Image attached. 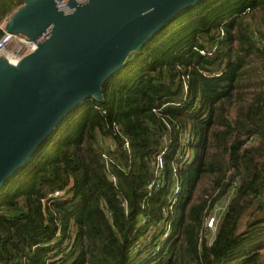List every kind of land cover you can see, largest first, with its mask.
<instances>
[{
	"label": "trees",
	"instance_id": "obj_1",
	"mask_svg": "<svg viewBox=\"0 0 264 264\" xmlns=\"http://www.w3.org/2000/svg\"><path fill=\"white\" fill-rule=\"evenodd\" d=\"M249 21L264 27V0H199L129 52L102 101L0 186V263L264 264V32Z\"/></svg>",
	"mask_w": 264,
	"mask_h": 264
},
{
	"label": "water",
	"instance_id": "obj_2",
	"mask_svg": "<svg viewBox=\"0 0 264 264\" xmlns=\"http://www.w3.org/2000/svg\"><path fill=\"white\" fill-rule=\"evenodd\" d=\"M20 1L22 20L5 29L39 43L0 71V186L77 105L102 101L129 52L199 0Z\"/></svg>",
	"mask_w": 264,
	"mask_h": 264
},
{
	"label": "built area",
	"instance_id": "obj_3",
	"mask_svg": "<svg viewBox=\"0 0 264 264\" xmlns=\"http://www.w3.org/2000/svg\"><path fill=\"white\" fill-rule=\"evenodd\" d=\"M6 25V19H4L2 22H0V57L3 56L5 57L7 63L9 66H16L18 62H20L24 57L30 55L33 53L37 45L39 43L38 40H32L29 39L25 36L11 33L5 29ZM42 37V36H41ZM40 37V38H41ZM255 143V140L249 139L247 143L243 146V148H247L248 146H251ZM124 147L126 149L129 148L128 142L125 140L124 141ZM164 151L161 152L157 157H156V164H155V170H154V177L153 179L147 184V191L149 193L160 189L163 186L162 180L159 178V176L162 173V170L164 168ZM113 182H115L114 178H111ZM173 180L174 183L172 185V192L170 195V204H169V211L171 210L172 206L176 203L177 197L181 192V184L178 179V174L175 169H173ZM237 183V182H235ZM61 192L56 191L52 195V197H57L60 196ZM261 197H264V187L262 188L261 191ZM168 210L164 211V215H167ZM144 218H141V221H144ZM215 225V220L213 217H208L206 219V229L207 233L214 228ZM170 230L169 224L166 225V231L164 234V237L167 236L168 232ZM2 264V263H0Z\"/></svg>",
	"mask_w": 264,
	"mask_h": 264
},
{
	"label": "rangeland",
	"instance_id": "obj_4",
	"mask_svg": "<svg viewBox=\"0 0 264 264\" xmlns=\"http://www.w3.org/2000/svg\"><path fill=\"white\" fill-rule=\"evenodd\" d=\"M25 3L17 4V0H0V11H5L6 15V22L10 25L17 24L20 22L24 16L25 11ZM251 25V29L254 33H257L258 31L264 32V27L259 26L258 24H254L251 21H249ZM7 66V61L5 57H0V71L3 72ZM139 264H153L150 263H139Z\"/></svg>",
	"mask_w": 264,
	"mask_h": 264
},
{
	"label": "crops",
	"instance_id": "obj_5",
	"mask_svg": "<svg viewBox=\"0 0 264 264\" xmlns=\"http://www.w3.org/2000/svg\"><path fill=\"white\" fill-rule=\"evenodd\" d=\"M4 19H6V18L4 17L3 20H4ZM3 20H2V21H3ZM2 21H1V22H2Z\"/></svg>",
	"mask_w": 264,
	"mask_h": 264
}]
</instances>
